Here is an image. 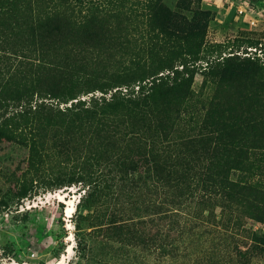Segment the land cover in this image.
I'll list each match as a JSON object with an SVG mask.
<instances>
[{"label":"rangeland","instance_id":"374dc122","mask_svg":"<svg viewBox=\"0 0 264 264\" xmlns=\"http://www.w3.org/2000/svg\"><path fill=\"white\" fill-rule=\"evenodd\" d=\"M146 3L121 0L114 9L79 8L77 23L66 26L74 37L63 45L57 42L61 48L48 59L32 69L22 67L17 75H27L19 84L41 88L44 100L30 113L25 102L10 97L0 101V264H57L64 254L66 264L103 260L107 253L103 234L91 235L108 218L100 199H81L83 186L75 179L67 181L74 177L77 164L88 163L91 152L115 160L123 149L138 157L149 148L144 135L128 140L119 130L129 116L140 125L145 118L122 98L130 81L163 74L162 81L172 84L188 77L193 99L187 101L162 87L150 97L155 117L178 122L179 128L171 132L176 138L183 135V121L190 115L198 119L211 100L223 117L230 106L247 107L250 114L262 111L264 0H151L148 7ZM81 47L91 49L68 50ZM183 57L189 60L187 72L176 74L172 70L182 68ZM35 126L45 144L31 159L25 133ZM259 173L252 179H263L264 162ZM238 174L233 171L232 177L237 179ZM30 178L38 179L21 196L20 191L30 187ZM63 179L65 184L59 185ZM60 191L75 201L71 217L65 216L66 204L56 197ZM179 219L180 226L170 218L151 226L170 248L175 243L174 255L141 264H264L263 214L253 217L193 203L183 207ZM70 232L78 244L71 254L66 250ZM89 244L93 260L87 259Z\"/></svg>","mask_w":264,"mask_h":264},{"label":"trees","instance_id":"16d2710c","mask_svg":"<svg viewBox=\"0 0 264 264\" xmlns=\"http://www.w3.org/2000/svg\"><path fill=\"white\" fill-rule=\"evenodd\" d=\"M150 1L146 0L145 6L148 7ZM120 2L0 0V101L9 97L20 100L29 104L30 113L34 105L37 107L44 100L46 93L35 85L19 84V78H27V75L17 76L22 73V67L34 68L56 52L55 49L61 48L60 45L56 47L57 42L63 45V41L74 37L66 26L77 23L79 8L103 10L112 5L114 9ZM89 49L91 47L68 50ZM188 62L183 57L182 68L172 71L176 74L187 72ZM162 78L163 74L149 80L142 77L132 80L122 97L132 106L131 111L142 113L145 118L140 125L137 119L129 116L119 130H124L123 135L128 140L144 135L149 148L138 157H131L123 149L115 160L91 152L86 157L88 163L77 164L72 171L74 177L67 181L75 179L83 186L81 199H100L103 215L108 217L105 226L104 222L100 223L91 231V235L103 234L102 248L107 249L103 260H93L94 253L89 249L93 245L87 248L91 254L87 259L97 264H141L174 255L175 243L172 242L174 247L170 248L163 238L151 231V226H160L166 218L180 226L179 217L187 204L219 206L224 211L235 209L253 217L264 215V177L252 179L260 174L264 162V105L261 112L257 109L253 114L247 107L230 106L223 110L228 111L223 117L217 114L218 107L211 100L198 119L190 115L183 121V135L176 138L171 132L179 128L178 122L169 116L155 117L150 97L157 87L183 99L187 97V101L193 99L194 93L188 90V77L174 80L172 84ZM73 98L77 97H69ZM114 125L119 126L118 123ZM148 131L153 134L152 138L147 136ZM43 139L36 126L26 131L31 159L43 150ZM259 148L262 150L256 154L254 150ZM134 171L138 172L136 177L132 175ZM233 171L239 172L237 179L232 177ZM37 179L30 178V187L19 194L26 196ZM65 182L63 179L59 185ZM77 245H74L75 250ZM86 246L87 242L84 249Z\"/></svg>","mask_w":264,"mask_h":264},{"label":"bare ground","instance_id":"6f19581e","mask_svg":"<svg viewBox=\"0 0 264 264\" xmlns=\"http://www.w3.org/2000/svg\"><path fill=\"white\" fill-rule=\"evenodd\" d=\"M56 197L60 200L63 201L66 204V207L64 209L65 211V216L67 217H71L73 215V213L76 210V204L74 199H72V197L67 198L66 197V193L64 191H60L58 194H56ZM76 198V197H75ZM68 228L70 226H67ZM71 228V227H70ZM74 234L72 232L69 233V235L67 236V239L70 241L67 245V252L69 254H71V252L74 249ZM68 259V258H67ZM66 255L64 254L62 258L58 259L57 264H66ZM24 264H32L30 262H25Z\"/></svg>","mask_w":264,"mask_h":264}]
</instances>
